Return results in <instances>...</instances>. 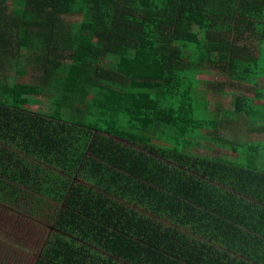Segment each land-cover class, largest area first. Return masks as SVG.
I'll return each mask as SVG.
<instances>
[{
  "label": "trees",
  "instance_id": "16d2710c",
  "mask_svg": "<svg viewBox=\"0 0 264 264\" xmlns=\"http://www.w3.org/2000/svg\"><path fill=\"white\" fill-rule=\"evenodd\" d=\"M35 51L45 86L8 84ZM239 120L264 133V0H0V153L63 197L34 264H264V140L219 136Z\"/></svg>",
  "mask_w": 264,
  "mask_h": 264
},
{
  "label": "rangeland",
  "instance_id": "374dc122",
  "mask_svg": "<svg viewBox=\"0 0 264 264\" xmlns=\"http://www.w3.org/2000/svg\"><path fill=\"white\" fill-rule=\"evenodd\" d=\"M24 61L21 58L18 66L14 64L5 66L6 69L2 72L14 77L15 70L21 69L25 64ZM204 78L211 79V77ZM214 78L219 79V76H214ZM7 82L12 84L13 81ZM253 89L254 87L250 85H240L239 88L235 87L236 91L233 93L244 92L251 95ZM227 91L231 90L227 89ZM221 101L223 107L230 108V95H224ZM42 110L48 112L47 107H43ZM222 134L233 142H245L257 138V135L249 134L243 120H239L225 129L221 128L219 136ZM262 137L264 136L262 135ZM205 145L209 147H193L191 150L194 154L205 157L220 154V148L215 144ZM7 149V152L0 153L3 158L11 154V159H6L3 162L7 164L5 175H0V264H34L53 232L52 226L63 205V197L42 195L34 189V186L25 187L23 182L13 180L12 174L14 177L18 175L16 170L24 172L23 167L26 165L27 159L23 153L13 151L9 147ZM221 153L229 158L234 156L228 149L221 150ZM16 162L21 167L16 166ZM33 178L36 179V177ZM36 180L41 183L39 178ZM75 180L79 181L77 175ZM41 184L44 185V183ZM38 186L40 185L38 184Z\"/></svg>",
  "mask_w": 264,
  "mask_h": 264
},
{
  "label": "crops",
  "instance_id": "0c3cea01",
  "mask_svg": "<svg viewBox=\"0 0 264 264\" xmlns=\"http://www.w3.org/2000/svg\"><path fill=\"white\" fill-rule=\"evenodd\" d=\"M35 54L38 55L39 61L38 62H28V64L24 61V66L21 68L25 69L23 71H26L23 75V77H20L18 80H20L23 83L30 84L33 86H45V84H42L41 81H44L42 79L43 76V71L39 67L40 61L44 62V57L39 51H35ZM14 77H15V72H14ZM13 76L9 75V78H7L6 81H13L12 78ZM15 79V78H14ZM51 90V89H50ZM46 92H42V94H38L37 96H34L31 100V104L27 106V109H29L31 112H39V113H46V111L42 110L43 107H47L52 103L53 95L54 92L53 90L49 91L47 94ZM250 134V133H249ZM252 135V134H251ZM253 135H257V138H254L252 140H264V133L262 134H257L253 133ZM26 157V156H25ZM233 157V156H231ZM38 165L42 166L43 168L45 167L41 163H38ZM61 172L58 173V178H62L63 175ZM45 174L43 173V179H44ZM38 178V177H37ZM40 179V178H39ZM29 180H31L33 183V179L29 177ZM40 181H42L40 179ZM59 181V179H58ZM39 182V181H38Z\"/></svg>",
  "mask_w": 264,
  "mask_h": 264
}]
</instances>
